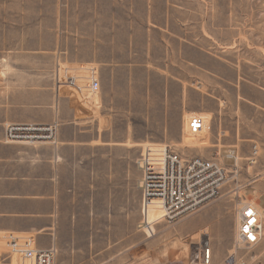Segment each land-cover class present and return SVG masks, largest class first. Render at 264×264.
<instances>
[{"label": "crops", "instance_id": "1", "mask_svg": "<svg viewBox=\"0 0 264 264\" xmlns=\"http://www.w3.org/2000/svg\"><path fill=\"white\" fill-rule=\"evenodd\" d=\"M64 1L0 0V256L17 233L94 250L86 264H119L135 245L149 261L138 161L144 145H180L187 113L209 116L204 145L177 150L220 153L230 169L235 151L236 185L264 213V38L253 53L213 51L185 20L189 4ZM237 1L240 35L264 26V0ZM57 59L98 65V97L56 100ZM56 122V144L7 141L9 125Z\"/></svg>", "mask_w": 264, "mask_h": 264}, {"label": "built area", "instance_id": "2", "mask_svg": "<svg viewBox=\"0 0 264 264\" xmlns=\"http://www.w3.org/2000/svg\"><path fill=\"white\" fill-rule=\"evenodd\" d=\"M55 84L58 87L67 85L78 91L87 90L97 93L100 86V69L93 63H80L76 66H58L55 72ZM209 116L204 113H187L183 117L181 144L183 149L199 148L204 145L201 137L207 132ZM57 127L29 125H9L7 141L35 142L49 140L57 143ZM186 137L200 138V141L187 142ZM256 148H254V155ZM235 158L231 169L222 163L223 156L214 154L210 159L187 156L169 144L143 148L138 161L141 169L140 188L143 196L144 223L149 209L156 206L162 211L160 218L177 221L188 216L211 202L220 189L230 179L238 175V155L231 151ZM251 162L255 161L252 157ZM243 189L238 186L237 189ZM246 197V196H245ZM235 240L238 244L255 246L264 240V213L257 200L242 199L237 209ZM8 251L0 257V264H56L58 247L56 244L41 249L36 246L34 235L10 233L6 236ZM191 259L192 264H211L212 250L209 241H203L197 247ZM227 264H235L232 255L226 259Z\"/></svg>", "mask_w": 264, "mask_h": 264}, {"label": "rangeland", "instance_id": "3", "mask_svg": "<svg viewBox=\"0 0 264 264\" xmlns=\"http://www.w3.org/2000/svg\"><path fill=\"white\" fill-rule=\"evenodd\" d=\"M167 1L189 4V6L187 5L188 15L185 20L198 26L195 33L199 36L204 33L208 41L204 42L203 46L213 51L233 49L253 53L256 50L254 38H264V26L259 28L247 27V32L243 28L240 35L237 0H231V4H227L225 8L224 0ZM64 3V0H57L60 9ZM247 6L249 10L253 4L248 3ZM224 10H227V16H224ZM250 20H254V14L248 12V22ZM58 31H61V26L56 27V33ZM239 38H242L243 41L239 42ZM258 46L259 51H264V44L259 43ZM76 65L78 64L62 62L59 59L56 62V68L58 66L63 68ZM97 95L99 92L92 94L87 90L80 92L67 85L61 87L56 85V100L65 99L67 96L76 99H95ZM186 140L191 143L192 141H200V138L186 137ZM147 145L160 146L156 144ZM147 145H144V148ZM180 147L183 149L184 145H176V148ZM229 179L211 202L177 221L160 218L162 211L156 206H153V211L150 208L147 219L150 226H147L144 221L140 224V227L145 228L150 237L149 261L145 260L144 264H192L191 259L203 241H209L213 254L211 264H227L226 259L231 255L235 264H264V240L251 247L238 244L235 240L237 209L240 202L244 198L256 200V197H245L244 189H237L239 185H236V179L231 174ZM77 247L74 250L59 249L56 264H86V262H93L96 259L94 250H79ZM145 248L148 249V243ZM4 251L5 253H2L0 257L6 255L8 247L5 246ZM140 254L141 250L138 251L135 245L132 249L124 252L118 262L119 264H143L142 256L139 257ZM147 254L145 252V257Z\"/></svg>", "mask_w": 264, "mask_h": 264}, {"label": "bare ground", "instance_id": "4", "mask_svg": "<svg viewBox=\"0 0 264 264\" xmlns=\"http://www.w3.org/2000/svg\"><path fill=\"white\" fill-rule=\"evenodd\" d=\"M150 208H151V209H150L151 211H153V210H154V207H153V206H152V207H150Z\"/></svg>", "mask_w": 264, "mask_h": 264}]
</instances>
